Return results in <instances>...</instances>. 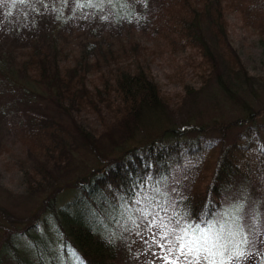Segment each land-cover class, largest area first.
I'll return each instance as SVG.
<instances>
[{
  "label": "trees",
  "instance_id": "trees-1",
  "mask_svg": "<svg viewBox=\"0 0 264 264\" xmlns=\"http://www.w3.org/2000/svg\"><path fill=\"white\" fill-rule=\"evenodd\" d=\"M48 1L58 2L42 0L45 8ZM130 2L140 12L134 28L125 24L128 28L118 32L115 43L98 47L90 62H62L61 54L64 58L70 51L57 39L48 41L51 31L43 38L39 28L27 29L5 56L25 79L54 88V100L76 121L71 135L49 111L27 99L24 105L35 107L22 106L15 115L8 112L14 117L7 122L21 153L14 163L23 175L24 191L46 195L35 214L17 222H25L22 229L2 236L0 264H58L59 249L68 250L77 264H129L122 245L124 230L121 237L116 234L121 226L133 220L132 225H142L145 232L160 237L203 229L223 213L231 189L244 220L253 215L264 227V108H248L246 92L257 87L227 29V16H235L242 28L256 35L264 51V0ZM28 7L36 13L42 8L40 0H31L18 11ZM0 16L10 18L9 10ZM135 31L150 45L135 39ZM161 57L169 59L172 78L181 86L182 95L175 100L151 72L152 63ZM187 80L197 88L193 90ZM210 86L236 106L235 120L207 128L172 127L118 157H102L101 138L121 146L143 118L166 117L173 105L181 107ZM76 148L89 149L100 167L71 179L63 189L59 179L73 173L69 156ZM3 150L0 145V156ZM67 190H73L72 197L57 206L58 196ZM248 200L251 205H245ZM247 227L251 228L249 223ZM254 264H264V257Z\"/></svg>",
  "mask_w": 264,
  "mask_h": 264
},
{
  "label": "rangeland",
  "instance_id": "rangeland-1",
  "mask_svg": "<svg viewBox=\"0 0 264 264\" xmlns=\"http://www.w3.org/2000/svg\"><path fill=\"white\" fill-rule=\"evenodd\" d=\"M26 1L31 3V0H16L12 3L10 0H6L0 3V15L4 14L6 9L10 12V18L0 16V145L5 148L0 156V242L7 231L20 230L25 226V222H17L35 214L39 209L42 197L46 195L44 192L26 195L24 191L23 175L16 169L14 163V160L20 158L21 153L17 149L19 148L18 142L12 136L14 131L11 129L12 124L7 122L9 118L12 121L14 117L13 115L9 116L8 112L12 110L15 115L22 106L25 107L23 110L38 106L49 111L48 113L71 135H74L73 124L76 121L70 117L71 111L54 100V88L25 79L23 75L14 70L10 60L5 61V56L11 53V44L15 39L26 34L27 29L30 31L39 28L41 32H44L43 38L47 32L51 31L47 38L48 41L57 39L65 51H70L64 58L61 54L62 62H90L94 60L98 47L103 49L108 42L115 43L118 32L126 31L128 25L125 24H130L133 27L135 18L140 14L138 9H132L130 6V1L134 0H58L57 3L48 1L47 8L40 0L42 8L37 13L31 7L18 11L20 7L27 4ZM77 6H81L83 9L75 8ZM57 15L60 16V19L55 18ZM126 19L129 20L128 23H125ZM32 22L34 25L31 26ZM227 22L230 41L234 45L237 55L246 62L247 73L257 87L252 93L246 92L248 108L251 110L258 107L264 108V51L258 44L256 35L250 30L242 28L240 21L235 16H227ZM60 32L63 33V37L59 36ZM132 34L139 42L146 46L150 45V42L145 40L139 31ZM188 53L187 50L186 53L181 54V57ZM3 59L5 64L2 62ZM177 62L182 64V58L177 56ZM172 71L173 67L170 68V61L165 57L156 58L151 65L154 80L164 92L169 94L171 99L175 100L177 95H182V90L178 80L172 78ZM187 82L193 85V90L198 86L197 83L194 85L189 80ZM206 90L203 94H196L195 99L193 97L190 98L191 100H185L181 107L176 105L168 107L167 109H173L168 110L169 112L165 114L166 117L143 118L140 125H137L133 131V137L126 140L121 146L107 143L106 138H101L99 150L102 157L105 159L118 157L124 150L143 145L157 135H163L164 130L172 127L181 128L182 125L188 124L195 128H207L214 123L223 122L222 124H224V122L235 120L236 106L231 105L227 99L216 93L214 87L210 86ZM25 99L29 101L28 104L33 103L35 106L24 105ZM88 150L76 148L70 151L69 167L73 170L74 176L72 177L73 173H71V177L67 178V175L63 174V177L59 179V187L66 182H72L78 176L79 178L86 176L100 167L96 156ZM232 191V189L229 191L225 203H223V213H219L216 219L203 229L185 230L177 237H174L172 232L170 234L163 233L160 237L153 231L145 232L142 225H132L133 220H131L132 222L128 221L127 224L121 226L120 230H117L116 234H120L121 237L124 230V242L120 243L123 247L125 246L124 253L128 256L129 264L256 263L264 257V227L260 226L259 220H256L253 215H248L244 220L240 214L241 205L239 202L233 201L235 190ZM72 195L73 190L61 193L57 198V206L69 201ZM245 205H251V202L245 201ZM245 223H249L251 228H245ZM210 226H212V231L209 233ZM254 234L255 236H253ZM168 235L173 238L170 239L167 237ZM181 237H183L182 240ZM217 237L221 238L219 244L212 247V243ZM198 238H201L200 242L191 245L193 250L189 251L188 247L182 249V245ZM205 239L208 240V243L204 242ZM197 248L200 250H195ZM207 249H211V251ZM246 251L251 254L249 259L246 258L248 254L245 256ZM55 252L58 256V264H77L68 250L65 253L60 249ZM251 258L255 260H250Z\"/></svg>",
  "mask_w": 264,
  "mask_h": 264
},
{
  "label": "snow or ice",
  "instance_id": "snow-or-ice-1",
  "mask_svg": "<svg viewBox=\"0 0 264 264\" xmlns=\"http://www.w3.org/2000/svg\"><path fill=\"white\" fill-rule=\"evenodd\" d=\"M211 231H212V226H210L209 229H208V232H209V233H210ZM182 239H183V237H181V240H182ZM200 239H201V238H198L197 240H194V241H189L187 244L182 245V249H183V247H188V248H189V251L193 250L192 247H191V245L198 244V243L200 242ZM220 239H221L220 237H217V239L212 243V247H216V246H218ZM204 242H205V243H208V240L205 239ZM195 250L199 251L200 249L197 248V249H195ZM207 250H208V251H211V249H207Z\"/></svg>",
  "mask_w": 264,
  "mask_h": 264
}]
</instances>
